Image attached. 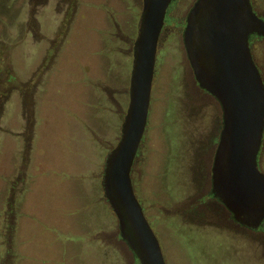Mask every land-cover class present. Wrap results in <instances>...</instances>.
I'll return each mask as SVG.
<instances>
[{"label": "rangeland", "instance_id": "rangeland-1", "mask_svg": "<svg viewBox=\"0 0 264 264\" xmlns=\"http://www.w3.org/2000/svg\"><path fill=\"white\" fill-rule=\"evenodd\" d=\"M35 1L0 0L3 74L23 88L0 115V264H141L102 181L129 104L143 0ZM195 1L169 8L135 191L167 264H264V228L240 227L205 195L209 180L193 181L199 138L222 115L195 83L183 41ZM253 3L264 14V0ZM254 55L264 79V40ZM259 161L264 172V141Z\"/></svg>", "mask_w": 264, "mask_h": 264}, {"label": "water", "instance_id": "water-1", "mask_svg": "<svg viewBox=\"0 0 264 264\" xmlns=\"http://www.w3.org/2000/svg\"><path fill=\"white\" fill-rule=\"evenodd\" d=\"M175 0H143L129 87V104L116 146L108 153L104 195L115 212L121 237L141 264H167L160 241L139 200L132 170L145 137L157 52L167 13ZM264 37V19L252 0H196L183 41L199 85L214 95L223 124L212 166V191L242 224L264 222V79L249 44Z\"/></svg>", "mask_w": 264, "mask_h": 264}, {"label": "flooded vegetation", "instance_id": "flooded-vegetation-1", "mask_svg": "<svg viewBox=\"0 0 264 264\" xmlns=\"http://www.w3.org/2000/svg\"><path fill=\"white\" fill-rule=\"evenodd\" d=\"M43 1V0H41ZM40 1V2H41ZM37 1L35 0H30V3H31V8L32 6H34V3H36ZM38 2L36 4V6H38V4L40 3ZM252 4H253V7H254V10L256 11V13L262 17L264 19V14L260 13L254 6V3H253V0H252ZM170 10V9H169ZM169 10H168V13L167 15H169ZM30 18V17H29ZM167 21H168V18H166V22H165V25H164V28L162 30V33H161V37L164 33V31L166 30V24H167ZM26 33L28 35H31L32 39H34L35 37V31L34 30H31V28H28V30L26 31ZM160 37V39H161ZM264 40V37L262 36H258V35H252L250 37V40H249V44H250V48H251V51H252V54H253V57H254V60L257 64V66L259 67L260 71H261V74H262V69H261V66L259 65L258 61L256 60L255 58V55H254V44L255 42H259V41H262ZM160 42V41H159ZM15 76V81L10 85H7L5 84L4 86V100H3V103H2V106L0 108V115L2 116L6 109V106H7V103L9 102V100L11 99L12 97V94L13 92H17L19 93V95H22L23 94V88H22V85H19V81L17 79V76ZM263 76V74H262ZM33 79H30V81L28 83H32L33 82ZM196 79V77H195ZM195 83L198 85L199 89L201 92L213 97L214 99H216L218 102L219 100L214 96L212 95L211 93H209L208 91H206L205 89H203L200 85H199V82L196 80ZM208 106L211 104V103H207ZM220 104V102H219ZM203 106V105H202ZM221 106V104H220ZM221 109H222V106H221ZM214 124H216V128H214L213 130L211 129L209 131V134L207 136H201L199 138V141H198V145H197V150L195 151V154H196V159H197V164L195 165V172L193 173V181H196V183H199V187L200 186H204L205 182H207V180H209L211 186H210V189H209V192L207 194H205L206 196H208V198H210L212 200V202H214V205L218 207V209L222 210L224 213H228L229 214V217H231L234 221H236L235 223L237 225H239L240 227H244L245 229H248V230H251V231H259L261 229L264 228V222L259 226V227H252V226H248L246 224H242L240 223L239 221H237L232 212L226 207V205L222 202V200H220L212 191V175H213V172H212V166H213V162H214V157H215V153H216V150H217V146H218V142H219V137H220V132H221V129H222V124H223V110H222V115L221 117L219 118V122H218V117L215 116L214 117ZM209 142H212V145L214 146V151H212V158H213V161H212V164H211V168L210 170L207 172V170H205V167H204V156L205 154L207 153V150L209 148ZM211 145V146H212ZM139 155V153H138ZM138 156L136 157V160H137ZM135 160V162H136ZM259 164H260V161H259ZM135 165V163H134ZM134 168V166H133ZM133 171V170H132ZM18 180H20L19 178L15 180V184H12V189L15 190V194L18 193L17 191V187H19L20 183L21 182H18ZM12 192V191H11ZM200 224V223H199ZM207 226V224L205 225ZM218 227H220L218 224L216 225ZM224 229H226L228 226H222ZM7 252V251H6Z\"/></svg>", "mask_w": 264, "mask_h": 264}, {"label": "trees", "instance_id": "trees-1", "mask_svg": "<svg viewBox=\"0 0 264 264\" xmlns=\"http://www.w3.org/2000/svg\"><path fill=\"white\" fill-rule=\"evenodd\" d=\"M168 18V15H167ZM1 53V51H0ZM3 54H0V108L2 106L3 100H4V86L5 84L10 85V83L12 84L15 81V76L12 73V71H7L6 72V76L3 74L5 73L2 67V59L3 57L1 56ZM5 61V59H3ZM124 119V118H123ZM103 185V184H102Z\"/></svg>", "mask_w": 264, "mask_h": 264}]
</instances>
